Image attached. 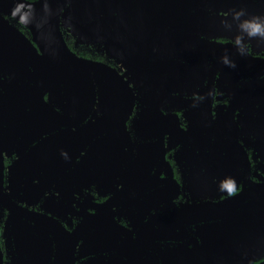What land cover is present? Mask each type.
Instances as JSON below:
<instances>
[{
  "label": "flooded vegetation",
  "instance_id": "af4514ba",
  "mask_svg": "<svg viewBox=\"0 0 264 264\" xmlns=\"http://www.w3.org/2000/svg\"><path fill=\"white\" fill-rule=\"evenodd\" d=\"M133 10L0 53L2 264H264V0Z\"/></svg>",
  "mask_w": 264,
  "mask_h": 264
},
{
  "label": "water",
  "instance_id": "95a60500",
  "mask_svg": "<svg viewBox=\"0 0 264 264\" xmlns=\"http://www.w3.org/2000/svg\"><path fill=\"white\" fill-rule=\"evenodd\" d=\"M194 3L195 0H0V53H17L28 62L34 61L35 58L55 63L72 61L79 69H88L91 72L106 68L108 74L115 76L112 68L104 63L84 58L69 49L63 37L62 23L66 25L67 21L71 20L80 25L78 30L81 36L85 34L86 29L82 23L89 20L90 16L102 20V15H132L137 13L133 9L138 8V12L143 10L138 14L160 19L172 15L175 11H181L186 4ZM11 21L25 26L32 38H28ZM34 43L45 48L41 55ZM2 169L0 157V189ZM251 243L253 250L255 243L253 240ZM261 244L264 245V241Z\"/></svg>",
  "mask_w": 264,
  "mask_h": 264
},
{
  "label": "clouds",
  "instance_id": "9594fccd",
  "mask_svg": "<svg viewBox=\"0 0 264 264\" xmlns=\"http://www.w3.org/2000/svg\"><path fill=\"white\" fill-rule=\"evenodd\" d=\"M241 13H237V15H240ZM15 15V10L13 11V16ZM254 20L260 19V17H253ZM248 27L251 29L249 32V35H256V34H262L264 35V27H262L258 23H248Z\"/></svg>",
  "mask_w": 264,
  "mask_h": 264
}]
</instances>
